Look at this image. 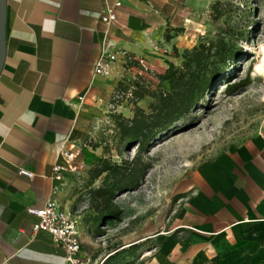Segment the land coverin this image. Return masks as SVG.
Wrapping results in <instances>:
<instances>
[{
  "label": "crops",
  "instance_id": "0c3cea01",
  "mask_svg": "<svg viewBox=\"0 0 264 264\" xmlns=\"http://www.w3.org/2000/svg\"><path fill=\"white\" fill-rule=\"evenodd\" d=\"M6 59L0 74V264H69L51 235L35 231L55 192L62 211L77 217L69 183L53 177L65 165V143L80 146L105 119L124 60L94 73L101 55L100 15L117 2L111 52L148 60L173 48L174 10L168 0H6ZM172 26V25H171ZM25 169L34 176L19 174ZM82 259L91 242L82 236ZM134 264H264V129L238 149L201 165L191 197L175 212L169 233ZM168 236V237H166ZM166 239V240H165ZM165 240L161 243V241ZM84 244V245H83ZM87 264V263H86Z\"/></svg>",
  "mask_w": 264,
  "mask_h": 264
},
{
  "label": "rangeland",
  "instance_id": "374dc122",
  "mask_svg": "<svg viewBox=\"0 0 264 264\" xmlns=\"http://www.w3.org/2000/svg\"><path fill=\"white\" fill-rule=\"evenodd\" d=\"M168 1L174 10L170 22L176 41L173 48L149 55L152 65L133 58L123 65L109 113L90 127L80 145L77 169L66 175L82 236L92 243L86 245L89 264H134L144 252L156 251L158 237L168 235L175 212L191 197L198 168L238 149L264 129V73L257 70L263 59L264 0ZM221 40L237 54L233 64L204 94L196 96L188 115L157 138L142 159L149 170L135 191L117 195L114 202L122 213L108 220L91 194L104 176L90 185L97 163H86L82 150L111 163L131 161L136 146L125 147L118 125L132 119L137 108L152 113L153 95L171 92L170 84L159 79L169 63L181 69L186 51ZM212 68L207 70L209 76ZM231 85L236 89H226ZM136 93L145 96L137 100Z\"/></svg>",
  "mask_w": 264,
  "mask_h": 264
},
{
  "label": "trees",
  "instance_id": "16d2710c",
  "mask_svg": "<svg viewBox=\"0 0 264 264\" xmlns=\"http://www.w3.org/2000/svg\"><path fill=\"white\" fill-rule=\"evenodd\" d=\"M237 54L233 52L224 40L216 45L201 44L192 51L184 54V63L181 69L169 63L168 69L159 76L160 81L170 84L171 92L154 94L156 104L152 106V113L147 114L137 108L130 120H124L118 125L122 143L125 147L136 146V154L131 161L121 164L111 163L96 157L88 150H82L86 163H97L93 170L94 182L101 178L102 185L91 191V194L102 206V214L108 220H116L121 211L114 199L119 193L135 191L149 170L150 165L142 162L143 157L149 153L154 142L163 133L169 131L183 117L193 109L198 94H204L211 84L223 76L233 64ZM212 60V61H211ZM213 66V68H212ZM212 68L209 76L207 70ZM229 91L236 89L229 86ZM145 93H136V99H143ZM126 150V149H125ZM209 264H219L213 259Z\"/></svg>",
  "mask_w": 264,
  "mask_h": 264
},
{
  "label": "built area",
  "instance_id": "2783aa9c",
  "mask_svg": "<svg viewBox=\"0 0 264 264\" xmlns=\"http://www.w3.org/2000/svg\"><path fill=\"white\" fill-rule=\"evenodd\" d=\"M121 6L117 2L113 6H107L101 13V22L105 26L102 41L101 55L94 64V73L98 75H107L112 69L114 63L124 60L125 64L132 58L126 52H111L108 47V38L110 27L117 22V8ZM143 63V60H140ZM81 154L80 146L76 144H63L60 149V155L64 159L65 165H56L53 167V177L62 181L68 173L74 172L76 160ZM20 175L33 177L34 175L25 169L19 171ZM52 197L42 208L30 207L27 212L39 219L35 226V231H44L51 235L57 245H61L67 253V262L69 264H89L90 261L82 259V242L79 228V219L70 213L62 211L57 200Z\"/></svg>",
  "mask_w": 264,
  "mask_h": 264
},
{
  "label": "water",
  "instance_id": "95a60500",
  "mask_svg": "<svg viewBox=\"0 0 264 264\" xmlns=\"http://www.w3.org/2000/svg\"><path fill=\"white\" fill-rule=\"evenodd\" d=\"M7 2L0 0V74L6 59Z\"/></svg>",
  "mask_w": 264,
  "mask_h": 264
},
{
  "label": "bare ground",
  "instance_id": "6f19581e",
  "mask_svg": "<svg viewBox=\"0 0 264 264\" xmlns=\"http://www.w3.org/2000/svg\"><path fill=\"white\" fill-rule=\"evenodd\" d=\"M261 57H263L260 65L257 67V70L264 73V47L262 48V54Z\"/></svg>",
  "mask_w": 264,
  "mask_h": 264
}]
</instances>
